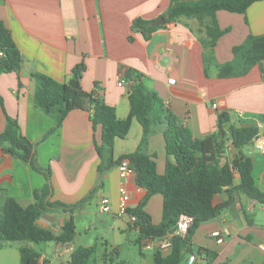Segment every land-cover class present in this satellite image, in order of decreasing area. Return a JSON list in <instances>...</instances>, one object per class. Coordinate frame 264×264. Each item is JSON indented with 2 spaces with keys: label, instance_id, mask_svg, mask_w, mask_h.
Masks as SVG:
<instances>
[{
  "label": "crops",
  "instance_id": "1",
  "mask_svg": "<svg viewBox=\"0 0 264 264\" xmlns=\"http://www.w3.org/2000/svg\"><path fill=\"white\" fill-rule=\"evenodd\" d=\"M169 4L170 0H0V21L22 56L17 72H0V133L7 128V118L14 119L20 134L34 149L31 164L0 147V208L8 198L22 207L33 204L35 194L47 183L50 202L74 206L84 200L72 211L52 208L36 220L38 227L57 236L73 218L76 233L71 243H39L54 244L52 260L35 250L33 243L22 242L17 251L26 246L37 251L40 263L69 264L73 250L91 246L75 245V217L84 213L83 208L97 190L103 191L97 202L107 197L111 203L108 231L137 233L130 228L128 217L118 214L117 167L102 173L97 170L101 159L95 142H100V129L94 130L89 113L79 109L69 112L57 127L52 117L34 105L32 74L41 73L69 84L74 80L73 69L83 64L80 88L103 99L119 119L128 115L129 94L142 85L159 97L192 138L214 134L221 112L229 115L230 124L256 126L260 122L258 117L264 115V60L240 77L218 78L217 67L232 59V48L248 35L264 34V0L253 3L244 14L218 11L216 22L224 33L213 46L207 36L210 18L199 21L180 17L153 31L146 30L149 34L133 28L139 20L150 26L151 21L166 14ZM126 71H130L129 79L125 78ZM119 79L125 81L122 87L117 86ZM169 79L175 82L171 84ZM164 128V124H157L144 136L141 125L133 120L125 139H115L113 159L139 149L154 158L157 173L163 174ZM236 154L229 141L221 163L231 162ZM244 154L252 160L256 186L264 191V155L255 149L244 150ZM239 183L235 172L234 185ZM127 188L130 208H135L146 191L134 180ZM226 199L223 192L215 196L214 204ZM143 210L153 224H159L161 195H152ZM259 212H264V205L240 193L217 218L200 223L188 234L195 264H264V250L259 248L264 245V224L257 220ZM214 231L220 233L221 243L211 236ZM152 239L150 248L143 246L147 238L139 242L141 264L153 263L158 249L156 238ZM99 243L107 245L108 241ZM109 245L113 250L114 245ZM170 252L167 249L160 253L166 256ZM184 264L188 263L184 260Z\"/></svg>",
  "mask_w": 264,
  "mask_h": 264
},
{
  "label": "trees",
  "instance_id": "2",
  "mask_svg": "<svg viewBox=\"0 0 264 264\" xmlns=\"http://www.w3.org/2000/svg\"><path fill=\"white\" fill-rule=\"evenodd\" d=\"M262 0H170L166 11L168 19L165 23L180 17L196 18L202 21L210 18L207 27L209 44L213 46L224 31L216 22L218 11L244 14L255 2ZM158 27H150L149 22L138 21L133 28L153 31ZM0 72H17L22 64V56L9 30L0 21ZM232 59L217 67L218 78H232L246 75L251 68L264 60V34L248 35L241 43L232 48ZM207 62L209 59L207 58ZM84 65L73 69V79L79 80ZM35 89L33 102L35 107L53 118L58 127L72 110H83L89 113L93 129H100V142H95V150L101 159L97 170L102 173L126 159L135 173V184L146 191L145 197L135 208H129L127 214L135 217L129 223L131 229L137 231V243L143 238H161L171 231L181 215L191 216L193 224L185 237L173 239L171 252L163 256L159 251L153 255L152 264H184L193 255L188 234L203 222L217 218L228 208L240 193L251 200L264 205V191L258 188L252 176V160L244 154L245 147L251 145L258 133L255 125L230 124L226 113H219L217 131L204 138H192L188 130L181 126L178 119L167 109L159 97L148 92L139 85L128 96L129 112L124 119H119L115 109L107 105L103 99L93 92H84L79 84L76 88L67 83H60L51 77L34 73ZM264 123V115L258 117ZM136 120L142 127L144 136L151 133L157 124H164L163 138L165 143L166 162L163 174H158L152 156L139 149L113 159L115 139H125L131 123ZM237 151L231 162L221 163L227 149V143ZM12 156L33 164V145L20 134L16 120L7 118V128L0 133V147ZM264 155V154H263ZM238 173L240 183L234 185V175ZM48 170L46 177L48 180ZM49 183L35 194L33 204L22 207L15 200L8 198L0 208V250L4 242H29L39 244L54 242L71 243L75 237L73 218L65 224L59 235L42 229L36 220L52 208L73 210L80 206H67L59 202L47 200ZM226 192L227 199L214 204L215 196ZM155 194L162 197L161 222L153 224L150 216L143 210L148 199ZM96 245L78 247L70 255L69 264H95ZM19 264H48L39 262L40 255L33 248H18ZM208 264V263H207Z\"/></svg>",
  "mask_w": 264,
  "mask_h": 264
},
{
  "label": "rangeland",
  "instance_id": "3",
  "mask_svg": "<svg viewBox=\"0 0 264 264\" xmlns=\"http://www.w3.org/2000/svg\"><path fill=\"white\" fill-rule=\"evenodd\" d=\"M256 153L260 152L256 151ZM253 175H255V172H253ZM104 191L108 196L106 189ZM102 192L97 190L83 208L84 213L76 215L77 236L75 245L87 246L96 243L95 264H141L142 256L136 242L137 233L131 230L124 232H118L116 229L112 232L108 231V214H102L98 209L99 202L97 200ZM257 220L264 224V212L258 213ZM87 226H89V231L86 230ZM102 236L109 244L114 245L113 250L108 243L107 245L99 243L104 241L101 239ZM22 244V242H4L0 251V264H19L17 247ZM31 245L38 252L46 253L48 258L52 260L54 255L53 243Z\"/></svg>",
  "mask_w": 264,
  "mask_h": 264
},
{
  "label": "built area",
  "instance_id": "4",
  "mask_svg": "<svg viewBox=\"0 0 264 264\" xmlns=\"http://www.w3.org/2000/svg\"><path fill=\"white\" fill-rule=\"evenodd\" d=\"M2 53L0 52V56ZM124 79H119L117 81V86L122 87L124 84ZM169 83H174V79H169ZM213 108H217L216 104L212 105ZM256 127L258 129V133L253 139L252 147L256 151L260 152L261 154H264V123L258 122L256 124ZM117 170L119 172V178H120V184L118 186V214L121 216H127L130 223H133L135 221V217L130 216L127 214V210L130 208V193L127 188V185L130 181L134 180L135 173L129 166V161L126 159H123L117 166ZM99 212L102 214L110 213L111 212V203L110 200L107 197H102L99 200L98 204ZM193 218L191 216L187 215H181L176 224L174 225L173 229L169 231L168 236L156 238L157 240V249L158 251H165L172 249L173 245V239L177 237H185L188 233L189 228L193 224ZM212 237H215L217 243L222 242V237L218 231H214L211 233ZM148 242H144L143 246L146 248H150L152 246L151 241L154 240L152 238H147ZM259 248L264 250V245H259ZM196 258L191 255L188 257L187 263L188 264H195Z\"/></svg>",
  "mask_w": 264,
  "mask_h": 264
},
{
  "label": "water",
  "instance_id": "5",
  "mask_svg": "<svg viewBox=\"0 0 264 264\" xmlns=\"http://www.w3.org/2000/svg\"><path fill=\"white\" fill-rule=\"evenodd\" d=\"M168 19V15L165 14V15H160L159 17H157L156 19H154L153 21H151L150 23V26L151 27H158V26H162L165 21ZM146 34H149V31H146ZM131 76H130V71H126V76L125 78L126 79H129ZM77 81L75 80H71L69 81V85L73 88H76L77 87ZM253 150V147L252 145H248L247 147H245V151L248 152V151H252ZM252 202H256V200H251Z\"/></svg>",
  "mask_w": 264,
  "mask_h": 264
}]
</instances>
